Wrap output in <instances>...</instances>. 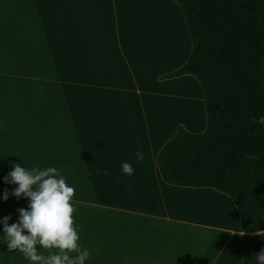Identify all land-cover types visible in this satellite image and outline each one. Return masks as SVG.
<instances>
[{
	"label": "crops",
	"instance_id": "1",
	"mask_svg": "<svg viewBox=\"0 0 264 264\" xmlns=\"http://www.w3.org/2000/svg\"><path fill=\"white\" fill-rule=\"evenodd\" d=\"M153 7L180 16L184 55L175 47L164 56ZM190 54L172 0H0V219L17 222L28 205L3 181L12 163L52 166L75 190L88 264H243L233 201L215 189L169 185L158 168L180 126L206 128L195 77L161 80ZM2 228L0 264H28L8 249Z\"/></svg>",
	"mask_w": 264,
	"mask_h": 264
},
{
	"label": "trees",
	"instance_id": "2",
	"mask_svg": "<svg viewBox=\"0 0 264 264\" xmlns=\"http://www.w3.org/2000/svg\"><path fill=\"white\" fill-rule=\"evenodd\" d=\"M183 14L191 54L161 80L200 84L206 128L180 126L157 157L165 183L227 195L241 219L243 264L264 249V0H172Z\"/></svg>",
	"mask_w": 264,
	"mask_h": 264
},
{
	"label": "clouds",
	"instance_id": "3",
	"mask_svg": "<svg viewBox=\"0 0 264 264\" xmlns=\"http://www.w3.org/2000/svg\"><path fill=\"white\" fill-rule=\"evenodd\" d=\"M253 120L264 128V115ZM136 158L143 161V153L138 151ZM11 168L3 181L15 185L11 195L18 200L28 199V205L26 209H17V222L9 224L11 216L0 219L8 249H18L28 264H88L90 252L80 245L79 226L74 222V188L56 167L29 169L12 163ZM121 171L127 176L134 174L129 162L121 163ZM103 174L111 175L107 170ZM8 199L9 192L5 189L3 200ZM37 245L41 246L40 251ZM252 261L264 264V249L254 254Z\"/></svg>",
	"mask_w": 264,
	"mask_h": 264
},
{
	"label": "bare ground",
	"instance_id": "4",
	"mask_svg": "<svg viewBox=\"0 0 264 264\" xmlns=\"http://www.w3.org/2000/svg\"><path fill=\"white\" fill-rule=\"evenodd\" d=\"M147 10L149 12H152V13H148V14H150L149 16L153 21H156L157 25L161 24V27H163L164 30L172 28L173 21L170 19V17H168L169 13L167 12V10H169V9H164L161 7H153V8H149V9L147 8ZM174 17H175V15H174ZM166 20H168V21H166ZM174 28L175 27L173 25V32H174L175 40H173L172 44H171V42H170V44H168L170 47V48H168V50L163 51L164 52L163 54L165 57H167V55L172 50H174L175 47H177L179 52L183 55L187 51L188 43H187L186 39L184 42L183 36L179 35V29H174ZM186 45H187V47H186ZM169 50H171V51H169Z\"/></svg>",
	"mask_w": 264,
	"mask_h": 264
},
{
	"label": "rangeland",
	"instance_id": "5",
	"mask_svg": "<svg viewBox=\"0 0 264 264\" xmlns=\"http://www.w3.org/2000/svg\"><path fill=\"white\" fill-rule=\"evenodd\" d=\"M167 12L169 13V15H168V17H170V19L173 21V24H172V28L171 29H167V30H164V32L163 31H159V33L161 34L162 33V35H163V39H165L166 37H167V40L169 39V42H164L165 43V45L166 46H168V47H166L165 45V48L163 49V51H166V50H168L167 48H170L169 47V45L168 44H170V42H171V44H172V42H173V40H175V37H174V32H173V25H174V29H179V35H182L183 36V38H184V42H185V39H186V41H187V43H188V40H187V35H186V32H185V28L183 27V24H182V21H181V18H180V16L178 15H176L175 13H173L171 10H167ZM174 15H175V17H174ZM166 21H168V20H166ZM159 26H161V24H159L158 25V27ZM155 27V26H154ZM158 33V34H159ZM176 34V33H175ZM186 47H187V45H186ZM187 50H188V47H187ZM169 51H171V50H169ZM164 53V52H163ZM193 129H195L196 130V128L197 127H192ZM194 133V132H193ZM206 233V232H205ZM205 236L207 235V234H204ZM204 238V237H203ZM41 249H39V251H40ZM45 253H47V251L45 250Z\"/></svg>",
	"mask_w": 264,
	"mask_h": 264
}]
</instances>
